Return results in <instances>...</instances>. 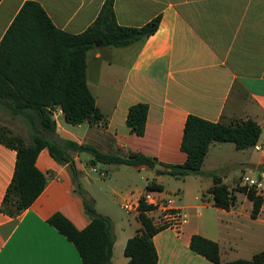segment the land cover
<instances>
[{
  "label": "crops",
  "instance_id": "obj_1",
  "mask_svg": "<svg viewBox=\"0 0 264 264\" xmlns=\"http://www.w3.org/2000/svg\"><path fill=\"white\" fill-rule=\"evenodd\" d=\"M28 1L38 3L53 26L68 34L87 30L105 2L1 0L0 43ZM113 12L123 27L140 28L158 16L160 23L152 36L131 46H98L87 53L86 83L102 118L71 126L65 123L60 108L54 107L56 135L103 154H142L167 169L186 160L180 144L189 115L225 124L250 119L261 129L257 145L262 150L218 146L220 155L210 157V145L201 170L215 173L229 190L242 186L247 174L249 179L255 173L264 177V0H113ZM138 103L148 106L141 137L126 125L128 109ZM0 114H10L2 104ZM10 129L30 142L24 134ZM84 153L70 154L78 174H84L91 185L101 181L107 187L102 179L110 175L118 182L130 181L131 171L123 167L132 168L144 181L142 188L129 183L130 189L123 196L111 192L113 204L120 208L122 199L137 200L150 184L160 197L166 196L169 175L144 165L92 166L88 153L90 158L82 162ZM15 161V151L0 143V204ZM35 165L46 177L43 192L16 218L0 212V264H81L72 243L47 223L53 214L60 213L78 230L89 224L83 204L74 194L70 172L66 165L54 161L47 149L40 151ZM182 181L176 187L181 194L174 203L186 213L187 222L153 236L157 264H213L190 249L193 235L216 242L221 263L250 260L264 251V202L257 218L252 219V202L245 194L234 192L235 206L226 211L213 206L207 192L212 186L209 177L187 176ZM262 188L257 194L264 198ZM93 203L96 212L112 222L110 264H126L124 247L141 229L140 222L128 213L132 222L115 220L110 213L98 210L96 200Z\"/></svg>",
  "mask_w": 264,
  "mask_h": 264
},
{
  "label": "trees",
  "instance_id": "obj_2",
  "mask_svg": "<svg viewBox=\"0 0 264 264\" xmlns=\"http://www.w3.org/2000/svg\"><path fill=\"white\" fill-rule=\"evenodd\" d=\"M1 1V0H0ZM160 17L140 28L120 26L113 12V0H105L94 22L80 34H68L57 30L44 10L36 2L28 1L21 7L12 25L0 43V104L12 115L22 117L31 130V140L0 126V143L14 150L16 161L13 175L0 204V212L16 218L29 208L43 192L45 174L36 167L41 150L60 165H66L74 188L78 172L70 153H88L90 164L140 165L154 169L156 160L138 153L126 156L103 154L97 149L78 145L71 140L59 138L51 107H59L65 123L76 126L84 121L96 123L102 114L86 83V56L96 45L125 48L152 36L158 29ZM148 106L138 103L128 109L126 125L138 137L144 135ZM261 129L248 119L235 123H212L189 115L185 121L180 150L186 154L181 165L167 166L165 173L176 179L187 176H206L212 181L208 193L214 207L230 210L235 206L234 192L246 195L252 202L251 218H257L264 198L253 187L238 185L229 190L215 173L202 172V165L212 143H231L236 150L257 145ZM146 189H155L147 185ZM89 224L78 230L60 213L53 214L47 223L64 236L76 249L81 264H110L114 235L112 222L98 214L93 201L80 193ZM93 204H92V203ZM150 207L140 204L137 217L141 229L130 238L123 251L126 264H157V253L152 238L165 229L156 227L144 214ZM190 249L213 264H264V251L250 260L238 259L221 263L216 242L200 235H193Z\"/></svg>",
  "mask_w": 264,
  "mask_h": 264
},
{
  "label": "rangeland",
  "instance_id": "obj_3",
  "mask_svg": "<svg viewBox=\"0 0 264 264\" xmlns=\"http://www.w3.org/2000/svg\"><path fill=\"white\" fill-rule=\"evenodd\" d=\"M0 126L7 128L10 131H12L10 129L12 128L14 131L24 134L28 139L31 140V135H32L31 130L29 128L28 123L22 117L12 116L11 114H0ZM218 146H223L222 149H228L233 145L231 143H212L210 157H217L220 155V153H218L217 151L219 148ZM89 158L90 156L86 153L81 155V160L83 163H85V161L88 160ZM99 166L101 167L102 164H99ZM123 169L131 171L130 181L126 180L125 182H118L115 181L113 175H110L109 177L102 179V182H104L107 185V187H104L101 181L92 182L91 185L87 181V178L84 176V174H78L75 182L77 185H79V190L77 188L76 189L74 188L73 190L74 194L77 197H79V199L82 202V198L80 197L79 192L85 193L86 196L90 199V201L96 200L99 211L110 213L115 220H121V221L123 220L126 222L130 220V222H132L130 215H128L123 210H121V208L118 205L113 204L115 198L109 195L111 194L112 191H115L117 194L123 196L130 189L128 187L129 183H134V185L142 188L144 181L140 180L139 178L140 176L135 171H133L132 168L123 167ZM89 175L94 179L98 178L96 174L90 173ZM251 176L253 177L254 180L260 181L262 186H264V177H260L259 173L252 174ZM249 177L250 174L249 175L247 174L246 178L248 179ZM167 178H168L167 179L168 182L164 186V192H165L164 194L166 195L165 197H171L172 199L175 200L177 196L181 194V190L177 189L176 187L178 186V184H183L184 181H182V179H176L172 176H168ZM186 182H187L186 184H189L190 181H186ZM253 232H256V226L253 227Z\"/></svg>",
  "mask_w": 264,
  "mask_h": 264
},
{
  "label": "built area",
  "instance_id": "obj_4",
  "mask_svg": "<svg viewBox=\"0 0 264 264\" xmlns=\"http://www.w3.org/2000/svg\"><path fill=\"white\" fill-rule=\"evenodd\" d=\"M253 148L256 151L262 150L258 145H255ZM242 184L247 187H253L257 191L262 187L260 181L247 179L246 177L242 179ZM141 203L150 207L144 214L156 227L178 229L187 222L186 213L175 206L174 199L171 197H160L155 189H147L145 193L135 201L127 198L122 199L121 209L128 214H134L138 217Z\"/></svg>",
  "mask_w": 264,
  "mask_h": 264
},
{
  "label": "water",
  "instance_id": "obj_5",
  "mask_svg": "<svg viewBox=\"0 0 264 264\" xmlns=\"http://www.w3.org/2000/svg\"><path fill=\"white\" fill-rule=\"evenodd\" d=\"M98 46H99V45H96V47H98ZM50 111H51V112L53 111V107L50 108ZM154 170H159V171L167 170V171H169L170 169H165V168H163V166H161L160 164H156V165L154 166Z\"/></svg>",
  "mask_w": 264,
  "mask_h": 264
}]
</instances>
